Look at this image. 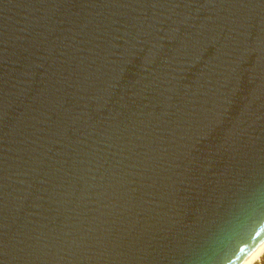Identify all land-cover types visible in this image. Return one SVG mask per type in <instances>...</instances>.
<instances>
[{"label":"water","instance_id":"water-1","mask_svg":"<svg viewBox=\"0 0 264 264\" xmlns=\"http://www.w3.org/2000/svg\"><path fill=\"white\" fill-rule=\"evenodd\" d=\"M263 239L264 0H0V264Z\"/></svg>","mask_w":264,"mask_h":264},{"label":"bare ground","instance_id":"bare-ground-1","mask_svg":"<svg viewBox=\"0 0 264 264\" xmlns=\"http://www.w3.org/2000/svg\"><path fill=\"white\" fill-rule=\"evenodd\" d=\"M264 255V239L257 245V247L250 253V255L243 261L242 264H256Z\"/></svg>","mask_w":264,"mask_h":264},{"label":"rangeland","instance_id":"rangeland-1","mask_svg":"<svg viewBox=\"0 0 264 264\" xmlns=\"http://www.w3.org/2000/svg\"><path fill=\"white\" fill-rule=\"evenodd\" d=\"M262 258H264V255L261 257L260 261L257 262L256 264H261L262 263Z\"/></svg>","mask_w":264,"mask_h":264},{"label":"trees","instance_id":"trees-1","mask_svg":"<svg viewBox=\"0 0 264 264\" xmlns=\"http://www.w3.org/2000/svg\"><path fill=\"white\" fill-rule=\"evenodd\" d=\"M261 264H264V258H262V263Z\"/></svg>","mask_w":264,"mask_h":264}]
</instances>
